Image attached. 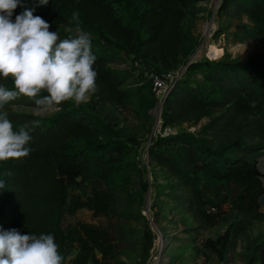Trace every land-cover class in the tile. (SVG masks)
Listing matches in <instances>:
<instances>
[{
    "label": "trees",
    "instance_id": "1",
    "mask_svg": "<svg viewBox=\"0 0 264 264\" xmlns=\"http://www.w3.org/2000/svg\"><path fill=\"white\" fill-rule=\"evenodd\" d=\"M202 1L48 0L47 5H39V0H23V5L34 8L33 15L43 18L50 32L58 33L57 43L77 36L68 30L89 33L97 58L93 65L96 83L104 84L113 104H138L148 111L158 103L152 83L127 88V77L108 65L117 52L104 40L159 71L176 69L184 46L193 39L184 29V19ZM22 8L14 10L13 22ZM221 12L238 22L231 31L220 28L219 35L264 42V0H223ZM244 17L248 23H241ZM192 68L201 71L204 82L195 84L185 77L175 83L163 103L162 125L197 126L205 117L208 120L200 135L186 132L160 137L150 155L176 181L171 188L179 208L212 224L218 222L223 208L209 195L212 185H237L239 191L222 199L241 217L230 235L236 240L247 225L264 219V199H259L264 196V183L258 179L264 172L249 159L264 150V54L206 59ZM0 85L14 90L11 77L0 76ZM45 95L42 91L36 98ZM16 105L37 108L34 99L26 96L0 108V113L7 112L13 131L32 120H39L40 126L30 133L28 156L0 161V182L5 184L0 189V230L53 234L61 264L68 255L66 246L72 244H77L78 252L71 264H105L109 257L115 258V244L106 226L78 221L63 228L62 222L65 214L83 208L95 216H108L123 202L115 176L120 141L78 148L70 135L85 126L97 128L88 118L67 111L47 122L33 113L15 111ZM56 106L66 108L67 103ZM173 142L179 143L175 155L163 148L164 143ZM86 182L93 184L88 192H73L77 183ZM263 249L264 243L259 256Z\"/></svg>",
    "mask_w": 264,
    "mask_h": 264
},
{
    "label": "rangeland",
    "instance_id": "2",
    "mask_svg": "<svg viewBox=\"0 0 264 264\" xmlns=\"http://www.w3.org/2000/svg\"><path fill=\"white\" fill-rule=\"evenodd\" d=\"M223 0H204L190 8L184 19V29L192 40L184 46L180 69L185 79L195 84L203 83L200 70L192 64L206 59L246 58L250 55L264 54V42L253 39L234 41L219 35L218 30H233L238 20L220 13ZM25 6L21 9L24 11ZM18 15L16 13L14 17ZM241 23H248L244 17ZM78 35L76 30H68ZM108 46L116 49L115 59L108 63L113 69L120 70L127 77L126 87L135 89L146 83H152L147 71H163L143 64L139 58L118 49L104 40ZM223 52V53H222ZM222 53V54H221ZM97 90L90 94L87 101L76 105L66 101L67 107L53 106L39 115L43 120L70 111L79 117L88 118L96 129L85 126L70 135L73 145L78 148H91L99 143L120 141L121 153L117 159L116 183L122 189L123 202L116 206L108 216H95L93 211L83 208L74 214H65L62 227L78 221L102 224L107 227L115 244V258L109 257L105 264H264V249L259 256L258 249L264 243V219L255 222L240 232L238 239L230 236L241 217L235 213L224 196L239 191L233 183H214L209 193L222 210L217 223L201 220L192 212L182 211L174 199L171 185L176 181L169 179L164 169L152 160L150 151L158 139L169 134L192 133L200 135L208 117L199 125L182 123L175 127H163V101H159L148 111L142 105L126 103L115 105L109 100V93L103 83H96ZM173 87L167 91V95ZM149 98V97H148ZM15 111L35 114L37 108L13 106ZM177 142L164 143L172 154L178 153ZM260 169H264V150L250 156ZM80 180V179H79ZM91 182L78 184L75 193L88 192ZM2 207L0 201V209ZM211 211H214L212 208ZM218 210H215L217 212ZM264 211V206L262 207ZM149 233L146 234V231ZM162 252H158L159 246ZM67 258L63 264H71L76 256L77 244L67 245ZM261 252V251H260ZM160 257H159V254Z\"/></svg>",
    "mask_w": 264,
    "mask_h": 264
},
{
    "label": "clouds",
    "instance_id": "3",
    "mask_svg": "<svg viewBox=\"0 0 264 264\" xmlns=\"http://www.w3.org/2000/svg\"><path fill=\"white\" fill-rule=\"evenodd\" d=\"M48 0H39L47 5ZM23 0H0V76L12 78L14 90L0 85V108L10 101L26 96L34 99L35 115L65 101L76 105L86 102L97 90V72L93 65L90 34L77 28L75 38L60 40L57 32L49 31V24L35 9L25 8L15 16ZM47 95L36 98L41 92ZM40 126L32 120L13 131L7 112L0 113V161L26 157L32 151L28 146L30 133ZM264 172V169H260ZM264 183V176L258 177ZM5 184L0 182V189ZM259 199H264V196ZM53 234H20L13 228L0 230V264H61Z\"/></svg>",
    "mask_w": 264,
    "mask_h": 264
},
{
    "label": "built area",
    "instance_id": "4",
    "mask_svg": "<svg viewBox=\"0 0 264 264\" xmlns=\"http://www.w3.org/2000/svg\"><path fill=\"white\" fill-rule=\"evenodd\" d=\"M185 71L180 69V68H176L173 70H169V71H164V73L159 74L156 73V71H147V75L149 77V79L152 82L153 85V91L157 97V99L159 101H163L167 96V91L170 87H173L175 85V83L180 80L183 79L185 76ZM163 250V246L161 244V246H159L158 252H162ZM158 253V254H159ZM161 254V253H160ZM159 254V257H160ZM159 260V258L157 257L156 260H154L153 263L151 264H156V261Z\"/></svg>",
    "mask_w": 264,
    "mask_h": 264
}]
</instances>
